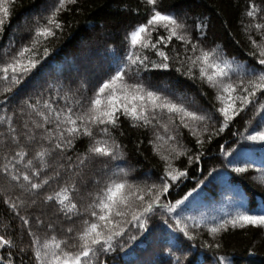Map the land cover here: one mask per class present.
<instances>
[{"label": "trees", "instance_id": "trees-1", "mask_svg": "<svg viewBox=\"0 0 264 264\" xmlns=\"http://www.w3.org/2000/svg\"><path fill=\"white\" fill-rule=\"evenodd\" d=\"M252 2L264 9V0ZM58 3L59 0H15L10 22H6V30L0 37V64L10 59L19 47L30 44L37 22L45 24V17ZM249 3L250 0H159V7L163 11L181 14L194 42L199 41L206 49H217L221 59L233 62L234 68L236 65L260 67L255 65V57L251 55L254 49L248 39L249 34L257 39L258 36L254 31H245L249 22L245 14ZM150 14L145 0H76L66 4L57 15L62 28L54 29L55 35L42 39L34 49L35 58L39 61L36 68L19 85L13 86L11 92L5 93L6 85L0 81V117H12L13 126L19 131L30 111L27 103L50 99L53 106L59 108L67 103L62 99L67 95L69 100H80L86 104L99 83L124 62L128 51L126 34L137 24L146 22ZM198 21L207 26L197 30L195 23ZM161 34H164L163 29L154 32L152 38ZM45 48L48 49L47 55L44 54ZM172 48L181 53L180 60H183V46L173 40L166 49L173 57L168 69H142L137 74L133 68L128 78L131 82L140 81L149 88L160 90L175 103L210 117L195 123L201 130L200 139L203 142L197 144V138L180 125L179 118H174V124L165 133L159 124L133 128L121 116L120 125L112 135L120 144L123 155L117 160H108L107 167L97 162L87 170L99 183L89 182L86 191L81 188L80 192L72 194L83 215L73 216L71 220L57 212L59 206L54 202L46 205L41 202L45 195L59 190L55 182L50 181L49 185L39 190L38 196H33L20 187L13 188L0 172V235L13 239L16 245L12 249H0L3 264H7L8 260L21 264L22 256L23 264H33L31 251L27 250L31 240L27 235L28 227L36 231L41 239L53 234L58 239L74 235L83 218L91 219L86 208L92 195L109 180L127 179L141 186L159 185L165 169L161 156L168 155L173 145L186 152L169 162L186 175L170 182L168 192L161 196V203L175 204L189 192L192 195L175 213L169 214L166 209L157 208L148 219L147 231L129 225L128 232L118 242L124 244L123 249L117 246L115 251L100 253L92 258L93 264H177V257L181 264H264V226L233 228L228 225L214 236L208 231L209 226L230 219L238 212L264 215V152L260 150V144L242 139L243 135L258 128L261 117L259 106L264 104V96L258 94L254 105L219 131L223 117L217 111L220 104L216 99V89L199 78L197 69H193L195 78L184 74L188 64L179 63ZM146 54L150 59H158L151 52ZM178 67L180 72L176 71ZM160 120L161 124L166 123L167 115ZM205 126L208 128L206 132L202 131ZM7 127L6 122H0V133L4 134L0 135V168L5 163V155L11 159L14 151L18 150L17 145L6 139ZM156 134L174 135L176 139L165 143L156 140ZM89 142L88 137H81L66 150L65 156H70L74 163L77 156L86 151ZM5 144L8 146L5 147ZM154 145L158 146V151L154 150ZM25 147L29 155L24 163L38 150L36 144ZM241 149L245 151L237 156ZM57 162L68 163L66 159L57 160L55 155L50 158L53 165ZM246 165L245 172L235 171L236 167ZM16 168L27 171L23 163L17 164ZM51 171L50 168L47 173H42L41 179L45 174L50 175ZM17 197L26 202L18 210L30 220L29 226H23L16 215L17 210L4 203L6 198L15 201ZM32 199L37 203L29 207ZM38 216L43 221L40 226L35 223ZM173 216H179L187 223L194 239H188L175 229ZM49 223L54 225L52 229L47 228ZM68 227H73V234L66 233ZM130 235L136 236V240L130 241ZM21 247L26 248V255L20 253Z\"/></svg>", "mask_w": 264, "mask_h": 264}, {"label": "snow or ice", "instance_id": "snow-or-ice-1", "mask_svg": "<svg viewBox=\"0 0 264 264\" xmlns=\"http://www.w3.org/2000/svg\"><path fill=\"white\" fill-rule=\"evenodd\" d=\"M75 2L76 0H59L58 6L45 17L47 22L45 24L37 22L30 44L22 45L10 59L0 64V81L6 85L5 93L11 92L13 86L19 85L22 79L36 68L39 61L35 58L34 49L42 39L53 37L54 29L62 28L57 15L66 4ZM145 3L149 6L151 14L146 22L137 24L126 34L128 51L124 62L112 75L99 83L86 104L80 100H69L67 95L62 97L67 103L59 108L54 107L50 99L27 103V109L30 111L27 112V118L19 131L13 126L12 117H0V122H6L8 125L6 139L18 147L11 159L5 155V163L0 168V172L13 188L20 187L33 196H38L39 190L49 185L50 181L55 182L59 190L45 195L41 202L45 205L54 202L59 206L57 212L63 213L66 219L71 220L73 216L83 215L72 194L80 192L81 188L86 191L89 182L99 183V180L87 170L97 162L107 167L108 160L122 157L121 146L112 135L113 130L120 125L121 116L133 128H147L150 125L155 127L159 124L165 133H168L169 126L174 124V118H179L180 125L189 129L197 138L196 143L203 142L200 139L201 130L195 126V123L204 122L211 119L210 117L191 111L184 104L175 103L160 90L149 88L140 81L131 82L128 78L133 68L137 74L142 69H168L173 57L166 49L173 40L183 46V60H180L181 53L176 48H172L171 51L175 53L179 63L183 65L187 62L188 67L184 74L189 78H195L193 69H197L199 78L209 87L216 89V99L220 104L217 111L223 117L219 131H223L241 112L254 105L258 94L264 96V9L250 0L245 13L249 18L245 26L246 33L254 31L258 36L257 39L249 34L248 39L254 49L251 55L255 57V65L260 67L236 65L234 68L233 62L221 59L217 49H206L199 41L194 42L193 35L188 31V24L181 14L161 10L159 0H145ZM14 6L15 0H0V37L6 30V22H10ZM206 26L203 21L195 23L197 30ZM159 29H163L164 34L153 39V33ZM203 35L201 31V36ZM146 52L153 53L158 59H150ZM189 52L191 55H188ZM47 53L48 49L45 48L44 54ZM176 71L180 72L181 68L178 67ZM259 111L261 117L258 128L243 135L242 139L260 144L262 146L260 150L264 152V104L259 106ZM21 113L25 114L23 109ZM165 114L167 122L161 124L160 117ZM202 131H208L207 126ZM0 135L4 134L0 133ZM81 137L89 138V146L73 163L70 156H65V152ZM175 139L174 135L156 134V140H163L165 143ZM31 144H36L38 150H35L32 158L24 163L29 155L25 145ZM7 146L5 144V147ZM154 150L158 151V146L154 145ZM244 151L241 149L237 156L242 155ZM185 152L186 150L180 146L173 145L168 155L161 156L165 161V169L159 185L153 183L141 186L127 179H112L99 192L94 195L89 193L92 199L86 211L91 219L83 218L81 227L75 233L73 227L66 229L67 234L74 233V235L58 239L53 234L41 239L36 231L28 227L27 235L31 240L27 250L31 251L33 264H93L92 258L98 257L100 253L115 251L117 246L123 249L124 244L118 242L128 232L129 225L147 231L148 219L157 208L166 209L169 214L175 213L192 193L189 192L175 204L166 205L161 203V196L168 192L170 182H175L186 175L184 171L169 162L171 159H178ZM54 155L57 160L66 159L68 163L57 162L53 165L50 163V158ZM189 159L191 160V157ZM21 163L27 171L16 168V165ZM50 168L51 174H45L41 179V174L47 173ZM246 168L247 165L236 167L235 171L243 173ZM120 171L124 170L120 169ZM62 179L63 183H61ZM4 203L10 204L12 209L17 210L16 215L23 226L30 225L27 216L21 215L18 210L25 205L24 200L17 197L15 201H10L6 198ZM36 203L37 201L32 199L29 207ZM172 218L176 230L188 239L195 238L189 233L188 225L184 220L179 216ZM35 223L40 226L43 221L38 216ZM164 223L167 225L168 221L165 220ZM228 225L233 228L245 225L264 226V215L238 212L230 219L209 226L208 231L214 236L225 230ZM53 227L52 223L47 225L48 229ZM128 239L134 241L136 236L130 235ZM14 247L16 245L13 239L0 235V249ZM27 250L24 247L19 248L20 253L25 255ZM9 254L11 255V252ZM3 260L4 258L0 257V264H3ZM176 260L177 264H181L179 257ZM7 264L14 262L8 260ZM21 264H23V256Z\"/></svg>", "mask_w": 264, "mask_h": 264}]
</instances>
